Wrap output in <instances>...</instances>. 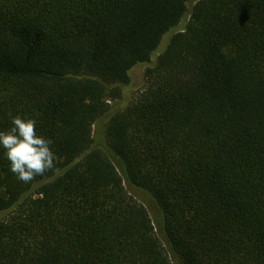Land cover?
I'll return each instance as SVG.
<instances>
[{
  "label": "trees",
  "instance_id": "1",
  "mask_svg": "<svg viewBox=\"0 0 264 264\" xmlns=\"http://www.w3.org/2000/svg\"><path fill=\"white\" fill-rule=\"evenodd\" d=\"M17 115L63 172L26 184L0 147V264H264V0H0V131Z\"/></svg>",
  "mask_w": 264,
  "mask_h": 264
},
{
  "label": "clouds",
  "instance_id": "2",
  "mask_svg": "<svg viewBox=\"0 0 264 264\" xmlns=\"http://www.w3.org/2000/svg\"><path fill=\"white\" fill-rule=\"evenodd\" d=\"M11 124L9 130L0 131V147L17 179L27 184L49 172L61 175L63 170L57 167L52 141L37 134V121L17 115L12 117Z\"/></svg>",
  "mask_w": 264,
  "mask_h": 264
},
{
  "label": "rangeland",
  "instance_id": "3",
  "mask_svg": "<svg viewBox=\"0 0 264 264\" xmlns=\"http://www.w3.org/2000/svg\"><path fill=\"white\" fill-rule=\"evenodd\" d=\"M172 34V31L167 33L163 36L157 50L153 53L151 56L149 63H142L138 64L135 67H133L130 72V83L123 88V93L120 98L116 100H112L109 102V109L111 111H114L116 109H120L125 107L128 103H130L135 97L138 96L140 91L143 88L144 85V72L145 69L155 62V59L157 55L160 53V51L164 48L166 45L170 35ZM104 125L105 120L101 119L97 121L93 127H92V136L94 138V144L97 147L104 148L105 143V137H104ZM124 186L128 193L139 203H141L147 210L152 223L154 224L155 228L157 227V223L159 222V212L150 198L148 194L143 192L142 190H139L137 188L131 187L124 183ZM173 264H179L178 261L170 254L169 255Z\"/></svg>",
  "mask_w": 264,
  "mask_h": 264
}]
</instances>
